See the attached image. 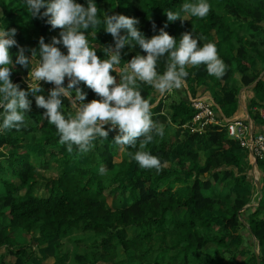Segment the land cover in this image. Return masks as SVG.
Masks as SVG:
<instances>
[{"label": "trees", "instance_id": "obj_1", "mask_svg": "<svg viewBox=\"0 0 264 264\" xmlns=\"http://www.w3.org/2000/svg\"><path fill=\"white\" fill-rule=\"evenodd\" d=\"M77 2L86 6V0ZM184 2L187 0H96L98 8L109 15L139 20L137 27L148 38L158 34L167 22L165 9L176 11ZM208 3L210 11L205 18L185 17L187 20L183 22L168 23L165 30L177 39L185 32H194L204 38L203 42L216 45L225 62L226 75L217 79L208 76L203 66L189 67L185 83L190 88L196 86L211 92L221 114L217 115V124H208L203 132H193L191 125L198 110L182 100L173 104L167 115L162 102L154 106V89L141 85L142 95L155 107L154 121L165 127H186L185 143L165 134L146 146L145 150L161 160L159 172L140 169L130 157L134 151L131 147L117 146L111 141L115 132L109 133L108 140L95 141L86 154L67 152L66 146L58 142L55 127L43 118L45 110L36 107L34 96L29 93L32 108L27 128L0 133V250H4L0 264H34L37 255L32 246L17 248L18 236L32 233L37 234L41 247L60 240L55 246L54 264H67L69 256L61 251L65 241L73 239L78 251L81 241L75 237L82 232L90 234L86 241L93 246L86 255L78 256L75 252L79 264H246L247 257L249 264H264V155L256 160L262 177V199L246 218L243 190L250 185L243 173H248L251 167L250 151L231 138L224 127L225 120L234 118L240 110L241 90L253 87L249 115L257 130L264 129L260 114L264 109V79H259L258 72L259 61L264 68V0H208ZM25 7L23 0H0V24L14 28L16 35L22 34L24 43L21 46L17 40L19 47L38 48L41 37L51 43L53 37L59 36L61 29L53 30L47 18L30 17ZM98 17L102 21V16ZM96 39L89 36L90 42L96 44L97 55L104 59L100 45H114L113 37L97 32ZM19 47L10 48L13 59ZM58 47L67 54L62 45ZM135 49L146 55L139 46L134 49L126 46L117 72L135 56L132 53ZM157 70L160 73L165 70L163 60ZM111 74L119 83L117 73ZM27 76L28 70L17 66L11 79L27 90ZM236 78L239 86L229 88ZM81 83L88 93L85 102L99 99ZM46 87L47 91L51 89L49 85ZM68 108L65 106L66 112L71 111ZM31 142L44 147L52 157L60 158L63 171L58 178H46L38 160L24 157L31 155L26 148ZM191 143L204 148L194 152ZM178 145L185 147L175 160ZM210 150L214 154L208 157ZM91 151L98 160L96 165L85 162ZM101 166L106 168L104 175L98 173ZM243 219L256 238L253 242L250 234L247 249V238L241 233ZM130 228L137 229L139 234L130 238Z\"/></svg>", "mask_w": 264, "mask_h": 264}, {"label": "clouds", "instance_id": "obj_2", "mask_svg": "<svg viewBox=\"0 0 264 264\" xmlns=\"http://www.w3.org/2000/svg\"><path fill=\"white\" fill-rule=\"evenodd\" d=\"M23 3L30 17L47 18L53 30L61 31L51 43L41 37L38 48L27 50L29 56L24 47L18 46L16 30L0 25V133L27 128L31 93L36 107L45 110L43 118L55 127L58 142L66 146L67 152L86 154L95 141L108 140L109 133L115 132L111 141L117 146L131 147L134 151L130 157L140 169L159 172L161 160L145 149L156 138L164 137L165 128L153 120L152 104L142 95L141 85L151 86L164 97L184 86L189 67L203 66L208 76L217 79L226 75L225 62L214 43L203 42L204 38L194 32H185L177 39L165 30L168 23L183 22L187 20L185 17L205 18L210 11L208 0H187L176 11L165 9L167 22L151 38L139 30V20L109 15L98 8L96 0H86V6L77 0H23ZM101 22L102 29L114 40V45H100L104 59L97 55L96 44L89 40V36L97 40ZM58 45L67 49V54ZM13 46L19 47L15 59L10 53ZM126 46L130 49L139 46L146 55L137 53L117 72ZM161 60L165 65L163 73L157 70ZM17 66L28 70L27 90L11 79ZM112 72L119 76V83ZM42 81L53 85L47 96L39 94L43 91ZM81 82L99 99L85 102L88 93L79 87ZM65 99L70 102L71 111H65ZM105 172L104 166L99 167L100 175Z\"/></svg>", "mask_w": 264, "mask_h": 264}, {"label": "rangeland", "instance_id": "obj_3", "mask_svg": "<svg viewBox=\"0 0 264 264\" xmlns=\"http://www.w3.org/2000/svg\"><path fill=\"white\" fill-rule=\"evenodd\" d=\"M189 18V17H188ZM98 19H100L98 17ZM12 20H16L15 18H13ZM1 25V24H0ZM8 27V26H7ZM104 27V25H99L98 26V31L102 33V35L104 37H109L110 34H107L102 28ZM22 34H18L15 36V39L16 40H19V45H23L24 43V40L23 38L21 37ZM22 38V39H21ZM21 45V46H22ZM98 47V46H97ZM28 48H26V52L27 54L30 56L31 53L29 51H27ZM132 53L134 55H136L137 53H139V50L138 49H135L132 51ZM263 63H261L259 61L258 63V72H259V75L261 74L260 78L259 79H264V68H263ZM67 83H68V78L66 77L65 78V86H67ZM46 85H49L51 86V88L53 87V85L51 84H48V83H45V82H42V89L43 91L41 92L43 95L47 96L48 95V91H47V87ZM82 83L79 85V87H81L83 90H84V87H82ZM239 86V82H238V79H234L230 85H229V88H233V87H238ZM253 88V87H252ZM251 91V93H250ZM205 94H207L208 96H211L212 97V93L211 92H208L206 89H201L200 87H189L186 83L184 84V86L180 89V90H174L173 93L171 94H168L164 97H160L157 93L154 94V97H153V101H154V106H158L160 102H162L163 104V110L165 112V114L167 115H170L171 113V106L175 103H178L182 100L184 101H188L190 102V99L193 98V99H196V98H200L202 96H205ZM254 93L253 91L251 90V87L249 88H243L240 92V95H239V98H240V110H239V114L237 115L236 117V121H239V120H247L250 124L253 123L251 119L248 118V114H249V106H250V96H253ZM64 105L65 106H70V102L65 99L63 101ZM154 107V108H155ZM154 108L151 109V112L153 113L154 112ZM153 117V115H152ZM226 125V122L224 123V127ZM164 128H165V134L167 136H169V138H172V139H179L181 140V142H184L185 143V138H184V128H180V127H177V126H173V125H167L165 127V125H163ZM194 128H199V125H195ZM226 128V127H225ZM200 132H203V131H200ZM260 133V130H257V128L254 126V129H253V135H258ZM234 139V138H233ZM236 140V139H235ZM95 144V142H94ZM23 147V146H21ZM25 148V145L24 147ZM26 148L30 151L31 155H28V156H24L25 158H29V159H36L38 160L39 162V168H40V171L41 173L46 177V178H58L61 174H62V171H63V168H62V162L61 160H59L60 158H54L50 155V153L46 152L45 151V148L44 147H41V146H37L34 144V142H31L29 144H26ZM182 148L183 146H180L178 145V147L175 149L174 151V158L175 160L179 159L182 155ZM191 148L194 152H198L200 149L204 148L203 146H200V145H197L195 143H191ZM22 149V148H21ZM214 150V149H212ZM58 156H60L61 154H59L57 151H54ZM6 153H10L9 150L6 151ZM214 152L213 151H209L207 156L208 157H211L213 156ZM249 159L251 160V164H250V169L248 171V173H243V175L246 177V176H249V173H250V176H251V183H252V187L250 186V188H252L253 190H257L256 192L254 191L253 194H249V187L246 188V190H243V194H245V197H246V202L247 204L250 203V205H253V206H259V203H260V192L258 190V185L257 183L260 182L261 183V178H260V173H259V170H258V167L256 166L257 163L255 161V156L251 154L250 152V156H249ZM97 158L95 157V154H94V151H91L89 154H87L85 156V162H88V163H92L93 165H96L97 164ZM254 166H256V171H254ZM254 172V174H253ZM246 174V175H245ZM193 181V179H191V181L189 180V182L191 183ZM249 181V180H248ZM228 183L227 182H224V186ZM249 183V182H248ZM178 188V187H177ZM259 193V194H258ZM111 199V198H110ZM260 199V200H259ZM112 200V199H111ZM119 206V205H118ZM117 205H115V207H118ZM249 211H251V209L249 210V205L246 206L245 208V216L247 218L248 214L250 213ZM247 212V213H246ZM248 222L245 221L244 219L242 220V226H241V233L247 238L245 240V248H249V240H250V237L251 235L249 234V231H248ZM139 231L135 228H130L128 230V234H129V237L130 238H134L136 237L139 233ZM90 234H87V232H82V233H76V237L75 239H78L81 241V245H79V250L76 251V244L74 241L72 240H69L67 239L65 242V245H64V248L61 250L63 253L65 254H68V261H67V264H79L76 262V257H75V252L78 254V256H83V255H86L89 253V251L92 250V246L90 244V242H87V238ZM250 235V237H249ZM78 237V238H77ZM84 239V240H83ZM253 239V237H252ZM251 239V240H252ZM38 236L36 233H32V234H28V235H24V234H21L20 236H18V240H17V248H21L25 245H30L32 246L35 251H36V258L34 259V264H54L56 259H55V246L57 243L61 242L60 240H56V241H51L49 243H47V245H44V246H39V241H38ZM253 242H255V240L253 239ZM248 246V247H247ZM259 247L258 245L255 247V250L256 252L258 253ZM4 251V250H3ZM2 250H0V254L3 253ZM103 252L102 250H100L99 252V255H102ZM259 254V253H258ZM121 255L124 256V253L121 252ZM121 259H124V257H121ZM245 263L246 264H249L248 261H249V257L245 258Z\"/></svg>", "mask_w": 264, "mask_h": 264}, {"label": "built area", "instance_id": "obj_4", "mask_svg": "<svg viewBox=\"0 0 264 264\" xmlns=\"http://www.w3.org/2000/svg\"><path fill=\"white\" fill-rule=\"evenodd\" d=\"M189 103L199 111L198 116L191 125L193 132L204 131V127L208 124H217V115L221 114V109L216 105L211 96H203L196 99L191 98ZM260 114L264 120V109L260 110ZM225 122V127L230 137L240 141L242 145L248 148L252 156H255V161L257 160V156L264 155V130L258 135H253L254 124H250L247 120H225ZM195 125H199V128H194Z\"/></svg>", "mask_w": 264, "mask_h": 264}, {"label": "crops", "instance_id": "obj_5", "mask_svg": "<svg viewBox=\"0 0 264 264\" xmlns=\"http://www.w3.org/2000/svg\"><path fill=\"white\" fill-rule=\"evenodd\" d=\"M252 90V89H251ZM250 93H251V91H250ZM154 94H156L155 93V90H154ZM205 96H208L207 94H205ZM203 97V96H202ZM253 96H250L249 98L251 99ZM239 114V111H238V113H237V115ZM237 115L234 117V118H232V119H230L231 121H236L235 119H236V117H237ZM229 121V120H228ZM184 128V130L186 129V127H183ZM182 129V128H181ZM261 129V128H260ZM261 131H263V129L262 130H260V132ZM183 147H185V146H183ZM193 151V150H192ZM249 164H251V160L249 159ZM252 165V164H251ZM257 172V171H256ZM260 173V172H259ZM253 174H254V172H253ZM251 176H252V174H251ZM251 176H250V173H249V176H247V181L249 182V185L252 187V183H251ZM260 178H261V174H260ZM250 186H249V188H250ZM253 188V187H252ZM252 188H250L249 189V194H253V192L255 191H257V190H253ZM246 190V189H245ZM259 194V193H258ZM260 199H261V196H260ZM259 199V200H260ZM249 205V210L251 209V208H253V207H257V206H253V205H250V203L249 204H247V202H246V206H248ZM250 234V233H249ZM249 237H250V235H249ZM251 238V237H250ZM3 251V250H2ZM4 252V251H3Z\"/></svg>", "mask_w": 264, "mask_h": 264}, {"label": "water", "instance_id": "obj_6", "mask_svg": "<svg viewBox=\"0 0 264 264\" xmlns=\"http://www.w3.org/2000/svg\"><path fill=\"white\" fill-rule=\"evenodd\" d=\"M251 89H252V88H251ZM248 118H250V115H249V114H248ZM256 166H257V165H256ZM256 166H254V167H255V168H254V171H256ZM257 185H258V190H259V192L262 193L261 183L258 182ZM244 210H245V209H244ZM248 229H249V233L252 235L253 233H252L251 229H250V228H248ZM252 237H253V239L256 241L255 236L252 235ZM259 262H260V260H259V254H258V263H259Z\"/></svg>", "mask_w": 264, "mask_h": 264}]
</instances>
